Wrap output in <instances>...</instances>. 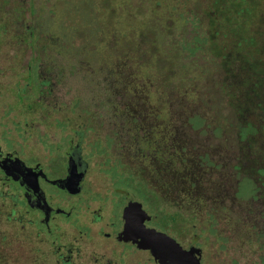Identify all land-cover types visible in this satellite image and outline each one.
I'll return each mask as SVG.
<instances>
[{
	"label": "rangeland",
	"instance_id": "rangeland-1",
	"mask_svg": "<svg viewBox=\"0 0 264 264\" xmlns=\"http://www.w3.org/2000/svg\"><path fill=\"white\" fill-rule=\"evenodd\" d=\"M205 5L0 0V134L8 149L47 158L82 131L93 190L137 194L158 222L187 241L200 236L208 264H264V155L240 146ZM19 11L23 21L13 20ZM257 44L264 51V31ZM195 115L204 119L198 128L188 121ZM171 121L188 123V147L205 159V194L191 209L164 200L144 178L157 133ZM143 122L159 131L153 139L143 138Z\"/></svg>",
	"mask_w": 264,
	"mask_h": 264
},
{
	"label": "flooded vegetation",
	"instance_id": "flooded-vegetation-1",
	"mask_svg": "<svg viewBox=\"0 0 264 264\" xmlns=\"http://www.w3.org/2000/svg\"><path fill=\"white\" fill-rule=\"evenodd\" d=\"M75 134L76 143L70 138L65 151L47 158L8 149L0 134V264H186L179 261L183 251L190 264H208L200 236L187 241L177 228L158 222L137 194L93 190L84 132ZM141 229L175 243L141 245Z\"/></svg>",
	"mask_w": 264,
	"mask_h": 264
},
{
	"label": "trees",
	"instance_id": "trees-1",
	"mask_svg": "<svg viewBox=\"0 0 264 264\" xmlns=\"http://www.w3.org/2000/svg\"><path fill=\"white\" fill-rule=\"evenodd\" d=\"M205 12L209 50L217 57L221 88L235 112L240 146L264 155V51L257 44L264 31V0H206ZM21 15L19 11L13 20L23 21ZM203 120L195 115L188 121L198 128ZM186 125V121L181 125L171 121L162 135L155 126L143 122L140 132L147 140L158 135L149 155L151 168L144 178L164 200L191 209L196 199L205 194L206 170L205 159L188 147ZM181 195H188L189 200Z\"/></svg>",
	"mask_w": 264,
	"mask_h": 264
},
{
	"label": "water",
	"instance_id": "water-1",
	"mask_svg": "<svg viewBox=\"0 0 264 264\" xmlns=\"http://www.w3.org/2000/svg\"><path fill=\"white\" fill-rule=\"evenodd\" d=\"M135 206H138L139 207V204H133ZM129 210H132L131 208ZM129 221H130V224L128 225L129 228L131 229L133 227V224L131 222V218L129 217ZM139 236L142 237L141 240H138V242L141 244V245H150V244H161V243H175L174 239H172L171 237H169L168 235L166 234H163V233H160V232H157L156 230L154 229H141L139 232H138ZM157 249L156 250H162L160 248H158V246L156 247ZM183 253L186 255L185 256H182L181 259H179V261H181V263L183 262V259H186V264H190V262L188 261L189 259V256L187 255V252L183 251ZM161 261H164L165 258L163 256L160 257Z\"/></svg>",
	"mask_w": 264,
	"mask_h": 264
}]
</instances>
